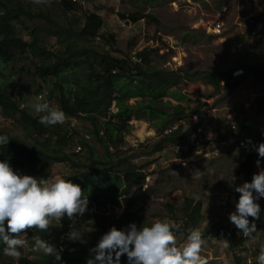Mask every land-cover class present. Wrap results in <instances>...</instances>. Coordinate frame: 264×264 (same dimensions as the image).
Listing matches in <instances>:
<instances>
[{
  "label": "rangeland",
  "instance_id": "rangeland-1",
  "mask_svg": "<svg viewBox=\"0 0 264 264\" xmlns=\"http://www.w3.org/2000/svg\"><path fill=\"white\" fill-rule=\"evenodd\" d=\"M21 1L27 6L26 9H29L30 4L33 12L49 15L56 22L65 25L78 19V26L81 27L87 14L98 13L103 18L100 39L95 38L89 44H83L84 42L77 38V48L88 45L100 52L123 58L132 57L144 48H151L154 50V65L160 68L183 67L190 72L218 71L231 69L244 55H247L251 64L264 59V37L246 36L247 24L252 18L258 17L264 21V0H156L154 6L137 5L132 0H77L78 9L68 12L71 19L69 21L65 20L59 0H50L48 5H37L31 0ZM148 12H153L160 23L148 17L136 22L130 18L133 14ZM20 19L22 25L17 24L16 27L25 40H30L32 33L36 32L48 51H55V47L62 48L56 38V26L51 27L42 19L24 16ZM207 20L220 22V31L209 33L204 24ZM241 36L249 46L247 54L238 48L237 40ZM40 60L38 54L28 52V56L18 54L12 61L0 62L2 82L13 92L16 100H22L23 106L31 110L33 103L40 102L35 98V89L43 85L51 90L53 85L51 77H48L46 84L35 75L36 64ZM84 70L87 72V69ZM241 73L234 72L235 75ZM243 75L241 84L231 93L215 91L203 81H186L175 87L190 98L191 101H182L188 110L195 108L199 101L207 103L203 108L206 112L203 128L207 132L204 145L191 156L179 157L177 150L172 146H167L161 152L145 153L160 136L152 123L142 118L133 119L131 132L125 135L121 152L136 164L139 170L147 173L146 182L133 184L129 194L118 197V204L106 202L103 197L97 196L92 203L88 201L86 212L80 217H74V221L62 217L59 221L62 227L66 230H69L70 226L79 227L82 231L88 227V223L95 222L102 216L119 218L126 212H132L148 224L157 220L184 223L185 208L189 199H193L194 202H203L210 209L208 216L203 217L198 225L193 227L202 235L200 254L207 251V254L202 255L207 258L205 264H234L227 248L221 247V244L225 243L223 236L219 238L210 235V231L213 224L229 221L228 214L235 210L236 193L230 189V184L236 182L235 174L240 162L251 153L257 155L253 145L258 144L259 130L264 128V111L261 108L264 84L253 73ZM56 93L52 95L53 101L57 100ZM171 100L174 104L178 102ZM135 101L136 99L131 100ZM238 113L240 117L252 121L253 131L250 135H240L233 131L234 117ZM70 123L80 134L82 132L78 125H87L76 118L71 119ZM0 129L9 131L20 143L35 141V138L27 136L22 129L15 128L13 122L1 114ZM88 138L102 154L100 143L92 137ZM80 139L81 137H77L75 142ZM73 149L74 145L68 147L67 151L73 153ZM84 153H87V149ZM42 163V179L52 176L63 178L72 172L71 166L66 162L42 159ZM261 169H264V158H260V165L258 167L256 164L254 171L257 173ZM119 194H122L121 188ZM253 222L256 235L247 243L250 262H255L259 245L264 241V209ZM189 230L193 229L174 233L178 246L185 242L186 232ZM20 238L25 239L29 245L19 250L20 256L25 254L37 260L47 258L40 252H32L31 243L25 236ZM47 240L58 248V234ZM4 259L10 258L4 256L2 261Z\"/></svg>",
  "mask_w": 264,
  "mask_h": 264
},
{
  "label": "trees",
  "instance_id": "trees-1",
  "mask_svg": "<svg viewBox=\"0 0 264 264\" xmlns=\"http://www.w3.org/2000/svg\"><path fill=\"white\" fill-rule=\"evenodd\" d=\"M137 5L154 6L156 0H132ZM59 6L65 13V20H71L68 12L78 9L77 0H59ZM21 0H0V62L12 61L18 53L27 55L28 52L39 55L40 62L36 64L35 75L48 83V77L53 82L52 93H56L62 111L67 116L62 124L45 127L37 122V114L26 106L23 101L16 100L13 92L2 82L0 76V114L11 120L15 128L22 129L27 136H32V143H20L9 131L0 129V135L6 136L7 143L0 146V160H6L13 171L27 174L38 179L44 176V164L42 159H50L54 162H66L71 166L72 172L63 178L70 179L78 184L87 195L91 203L97 196L104 201L118 204V197L129 194L133 184L145 183L147 173L139 170L136 164L123 156L121 148L125 142V135L131 132V121L142 118L154 125L159 139L146 151L147 154L163 151L167 146L179 147L177 155L188 157L193 155L202 145L207 134L203 128L207 103L201 101L195 108L188 110L182 104L184 100H190L178 88L186 81H203L213 87L215 91L233 92L242 82L244 73L255 74L264 84V59L251 64L247 55L240 58L229 70L190 72L183 67L177 69L160 68L154 65V50L144 48L134 54L136 58H142L141 62L135 61L134 56L119 57L108 52H100L91 46L84 45L77 48L75 40L79 38L83 44H89L100 34L103 26V18L98 13H89L85 17L83 26L79 27V20H71L65 25L56 22L51 16L44 13H35L30 8L26 9ZM45 20L51 27L56 26L55 32L58 43L62 48L49 50L42 44V39L36 32L32 33L31 40H25L17 31V24H21L20 17ZM148 17L154 22L160 23L153 12L136 13L130 18L136 22ZM258 17L252 18L247 27V33L255 27ZM53 33V32H52ZM264 37V30L262 32ZM241 36L237 40L238 48L247 54L249 46ZM100 39V36H99ZM262 40V39H261ZM262 42V41H261ZM87 69V72L86 70ZM242 72L235 75L234 72ZM44 88L38 86L36 94ZM168 97V100L164 98ZM52 96L41 102L47 101L52 106ZM136 99L135 102H131ZM178 101L176 104L172 100ZM115 104L116 109L112 110ZM261 108L264 111V93L261 97ZM198 113V120L189 125H180L177 129L166 133V128L173 122L184 117ZM240 113L234 117L233 131L240 135H250L253 131L252 121L246 117H240ZM76 118L81 123L79 131L70 126V120ZM83 121V122H82ZM259 130V142H264V135ZM77 137H81L78 142ZM88 137L94 138L103 148L102 154L93 145ZM75 143H77L75 145ZM88 147L85 154L73 149L69 153L67 148L73 146ZM257 155L251 153L237 167L236 182L239 185L250 181L255 173ZM121 188L122 194H119ZM233 191V187L230 188ZM236 193V192H235ZM239 194L236 193V201ZM97 199V198H96ZM132 199V198H130ZM260 211L264 209V198L257 201ZM223 207V206H222ZM235 208V206H234ZM210 209L203 202H194L189 199L185 208L186 222L180 224V229L175 233H182L189 228L197 226L200 220L208 216ZM132 215V216H131ZM253 218L249 217L252 224ZM135 223L137 227L149 226L139 216L132 212H126L122 217L110 218L102 216L95 222L88 223V227L82 230L83 242H69L65 236L68 231L59 224L50 227L47 233L36 229H25L24 235L29 243L36 238L50 239L58 234L59 247L62 245L61 259L64 264H85L88 257V249L95 245L99 237L111 227L123 228L129 223ZM256 227V226H255ZM191 231V230H189ZM188 231V232H189ZM223 232L225 243L234 264H256L250 262V251L247 243L254 238L243 237L229 221H220L213 224L210 235L220 236ZM187 233V232H186ZM3 245H0L2 249ZM0 252V264H53L51 259H33L28 255H21L18 259H2ZM121 264H126L124 255L120 257Z\"/></svg>",
  "mask_w": 264,
  "mask_h": 264
},
{
  "label": "clouds",
  "instance_id": "clouds-1",
  "mask_svg": "<svg viewBox=\"0 0 264 264\" xmlns=\"http://www.w3.org/2000/svg\"><path fill=\"white\" fill-rule=\"evenodd\" d=\"M31 2L48 5L50 0ZM34 95L40 101L32 105L39 124L49 127L67 120L57 100L50 99L52 106L47 101L41 102L53 95L52 89L43 88ZM115 109L113 104L112 110ZM261 135H264V131ZM8 139L0 135V146L6 144ZM77 148L82 149L77 151ZM74 149L78 153H84L85 149L88 151L86 146ZM253 150L257 153L256 164L259 167L260 158H264V142L253 145ZM230 187L239 196L235 210L228 214V220L240 235L250 238L255 232V224L249 223V217L253 220L258 217L260 206L257 201L264 198V169L254 173L250 181L235 186L230 184ZM87 204V195L70 179L56 176L38 179L15 172L6 160H0V245H3L0 252L18 259L19 250L29 246L25 239L20 238L25 229L47 233L50 227L59 225L53 224V221H60L62 217L74 221V217L82 216ZM180 227L176 222L164 220L139 228L134 222L119 229L111 227L88 249L85 264H121L122 255L126 258V264H205L207 258L200 254L203 243L201 233L196 229L187 232L185 242L178 246L174 233ZM65 236L69 242H83V232L79 227L70 226ZM222 236L223 232L219 238ZM221 247L228 248V244L222 243ZM31 251L42 253L53 264H64L61 259L62 245L57 248L47 239H34ZM255 262L264 264V241L259 245Z\"/></svg>",
  "mask_w": 264,
  "mask_h": 264
},
{
  "label": "built area",
  "instance_id": "built-area-1",
  "mask_svg": "<svg viewBox=\"0 0 264 264\" xmlns=\"http://www.w3.org/2000/svg\"><path fill=\"white\" fill-rule=\"evenodd\" d=\"M204 24H205V28L208 30L209 33L220 31V29L222 28L220 22H218L216 20H207L206 23H204ZM263 30H264V21L262 19H260V20L256 21L255 27L246 36L247 37H251V38H257V37L262 35ZM133 59L135 61H138V62L142 61V58H140V57L136 58L134 56ZM197 120H198V113H194L191 116L184 117V118H182L180 120H177V121L173 122L172 124H170L166 128L165 132L169 133L172 130L177 129L180 125L187 126L191 122H196ZM81 149L82 148H77V151H80ZM175 149L178 150L179 147H175Z\"/></svg>",
  "mask_w": 264,
  "mask_h": 264
},
{
  "label": "crops",
  "instance_id": "crops-1",
  "mask_svg": "<svg viewBox=\"0 0 264 264\" xmlns=\"http://www.w3.org/2000/svg\"><path fill=\"white\" fill-rule=\"evenodd\" d=\"M202 254H203V255L207 254V251H204Z\"/></svg>",
  "mask_w": 264,
  "mask_h": 264
}]
</instances>
